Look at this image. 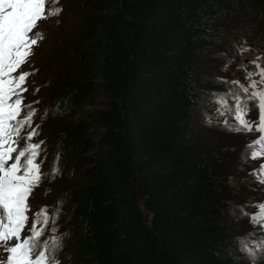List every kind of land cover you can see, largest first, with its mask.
I'll list each match as a JSON object with an SVG mask.
<instances>
[{
    "label": "trees",
    "instance_id": "trees-1",
    "mask_svg": "<svg viewBox=\"0 0 264 264\" xmlns=\"http://www.w3.org/2000/svg\"><path fill=\"white\" fill-rule=\"evenodd\" d=\"M71 4L82 16L42 61L30 100L50 115L30 143L49 136L36 162L52 169L31 197L50 215L59 208L47 234L57 228L60 264H258L264 252L237 249L240 238L253 247L264 239L260 228L246 223L248 233L230 236L233 218L250 220L240 209L264 202L255 162L244 142L204 141L203 130L235 133L202 109L215 91L210 50L229 65L241 43L255 46L264 66V0ZM225 119L235 122L228 111Z\"/></svg>",
    "mask_w": 264,
    "mask_h": 264
},
{
    "label": "snow or ice",
    "instance_id": "snow-or-ice-1",
    "mask_svg": "<svg viewBox=\"0 0 264 264\" xmlns=\"http://www.w3.org/2000/svg\"><path fill=\"white\" fill-rule=\"evenodd\" d=\"M61 11L59 8L49 11L46 0H0V247H4L7 254L0 264H60L57 254L63 243L60 236L55 235L57 228H51L53 235L48 239H41L50 223L46 207L35 214L30 234L22 235L29 222V197L39 186L42 173L41 165L36 162L40 144L28 143L20 150L17 147V137L25 125L31 126L35 111L29 106L27 114L20 118L23 111L21 93L27 91L23 84L28 74L21 73L18 77L12 74L27 61L32 47L38 44L39 33L34 31L38 21ZM257 69L262 77L259 82L252 80L249 85L233 82L236 88L227 94L234 101L231 106L226 96L216 97V103L222 106L217 114L224 115L226 110L232 113L235 121L230 123L225 119L228 131L250 133L255 123L260 135L246 146V157L252 160L264 157V89L258 87V84L264 85V66L258 65ZM253 75L252 71L246 72L248 77ZM249 88L253 91L249 92ZM251 102L256 104L259 113L254 122L246 119ZM36 134L33 130L26 139L31 141ZM58 174V168L54 167L53 176ZM251 175L264 185V163L253 169ZM240 214L249 216L253 225L264 229V202L256 205L254 213L248 214L241 208ZM58 215L59 208L51 216L52 223ZM253 243L254 247L246 237L239 240L240 250L250 258H255L258 250L264 252V239Z\"/></svg>",
    "mask_w": 264,
    "mask_h": 264
},
{
    "label": "rangeland",
    "instance_id": "rangeland-1",
    "mask_svg": "<svg viewBox=\"0 0 264 264\" xmlns=\"http://www.w3.org/2000/svg\"><path fill=\"white\" fill-rule=\"evenodd\" d=\"M46 8L51 11L52 9H62V11L58 15H47L44 19L41 21H38V27L34 31L39 33V40L38 44L32 47V51L30 56L27 58V61L22 64V66L16 70L19 72H14L12 75L14 77H18L19 74L21 73H27L28 76L26 77V81L23 84V87L27 89V91H24L21 93V97L23 99V111L21 113L20 118H23L27 112L30 110V100L32 99V95H34V92L39 93L40 89L35 90V88L39 85V82L41 81V77L44 76L45 73H43V68H42V61L51 53H54V43L57 41V43H63L65 42L68 37H72L69 32L71 31L70 29L74 28V26L77 25L78 21L80 20L79 18L82 16L81 9L75 5L72 6L71 0H46ZM64 36L61 37V36ZM258 40L257 42L263 41V37L261 35H258ZM258 48L255 46L249 47L247 44L241 43L237 47V57L232 58V61L228 65L226 59L221 55L217 54L219 56L218 61L216 58V52L214 50L209 51V57L208 59L213 60L212 64V70H211V76L212 80H210V83L212 84V88H215V91H211L210 94L213 96V98H208L206 101V104H204L203 111H202V117L206 119V121H213V122H218L222 123L225 118L227 117V111L225 110L224 115H218L217 114V109L221 108V105H218L216 103V97L224 95L227 92L226 88H231L232 90L236 88V86L233 84L234 81H239L240 83L244 85H249L252 80L260 81L262 77L259 75V71L257 69V62L255 65L253 64L254 62V57L256 56L258 52ZM216 61L218 63V67L214 68L213 65L216 64ZM252 71L255 73V75L248 77L246 76V72ZM209 76V75H208ZM258 87L261 89H264V85H259ZM253 91V89L249 88V92ZM36 93V94H37ZM243 96V93H241ZM15 97H13L14 99ZM228 104L231 106L234 101L226 96ZM252 105V106H251ZM32 110L35 111V114L32 118V123L31 126L25 125V127L21 130L20 136L17 137L20 138V140L24 144H28V140L26 139L27 134L31 131H35L37 127H43L41 132H44V127L49 128L51 125L48 124L46 117H49L50 115H47L46 117L44 116L45 114L42 112H39V110L33 106H30ZM39 107V106H38ZM251 111L246 117L249 121H256L258 118V110L256 107V104L254 102H251L249 105ZM230 114V112H229ZM44 116V117H43ZM52 119V118H51ZM42 120V121H41ZM44 123L40 124V122ZM255 123L253 124V131L250 133H243V134H238V133H229L225 135L220 136L219 134H215L213 131H202V139L204 141H209V142H217L220 141L226 145L230 146H236V144L239 145V149H242L243 147L241 146L242 143L244 142L245 144H249L252 140L256 139L260 133H258L255 130ZM49 136H44L42 133L39 134L35 139V142L37 144H40V149L44 150L47 147L50 148L49 144ZM42 142V143H41ZM19 145L18 150L23 149L22 146L24 145ZM47 150V149H46ZM16 153H13L15 155ZM41 161L37 162L41 165V173H42V179L38 187L34 188L35 193H38L37 190H40L42 188V185H44V182L46 180L49 181V173L47 172V167L48 169H52V166H48L46 162L41 163ZM254 168H258L261 163H264V157L258 158L257 160H254ZM49 184V183H47ZM46 185V184H45ZM262 191H264V185H262ZM57 192L54 190V195L53 197H56ZM245 199H247L245 195ZM44 203L46 201H39L35 200L34 196L30 195L29 197V204H30V211L28 213L29 216V222L26 225L25 228V233H29V229L32 226V221L35 219V216L33 215V212L37 206L36 213L39 210V207H43ZM49 205V204H48ZM256 211V207L252 209L251 213H254ZM235 215V214H234ZM232 215V217L234 216ZM231 231H230V236L231 238L238 237L241 234H246L248 233V229H251V227L247 224H252L250 220L245 222V220H236V218H233L231 220ZM247 223V224H246ZM253 225V224H252ZM40 227V226H38ZM49 225L45 228L46 230L44 231V235L41 237V239H44L45 237H48L47 234V229ZM258 227V226H255ZM260 228V227H259ZM50 229V227H49ZM260 230L264 233V229L260 228ZM50 235V233H49ZM51 235L53 233L51 232ZM50 235V236H51ZM255 242V241H253ZM66 244V242H65ZM233 244V242H232ZM242 252L237 249V254ZM6 256L7 254H3ZM234 258L237 259L236 254H233ZM6 260V259H4ZM264 262V259L260 261L258 264ZM243 264H252L250 263L249 258H245V262Z\"/></svg>",
    "mask_w": 264,
    "mask_h": 264
},
{
    "label": "clouds",
    "instance_id": "clouds-1",
    "mask_svg": "<svg viewBox=\"0 0 264 264\" xmlns=\"http://www.w3.org/2000/svg\"><path fill=\"white\" fill-rule=\"evenodd\" d=\"M36 132V131H35ZM28 142H30V141H28ZM22 143V141L20 140V138H18V141H17V147L20 145ZM23 148V147H22ZM38 187V186H37ZM36 188V187H35ZM43 207H45V206H43ZM41 208L42 207H39V210H38V212L41 210ZM36 209H37V206H36V208H35V210H34V212H33V215L35 216V214H36ZM49 216H50V219H51V216L52 215H50L49 214ZM22 235H29V234H27V233H25V232H23L22 233ZM49 238V236L46 238H44V239H48ZM3 254H6V252H5V250H4V247H0V260H4V259H6V256H4Z\"/></svg>",
    "mask_w": 264,
    "mask_h": 264
}]
</instances>
